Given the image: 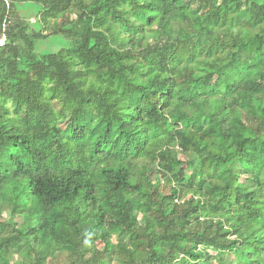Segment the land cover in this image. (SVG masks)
Returning a JSON list of instances; mask_svg holds the SVG:
<instances>
[{
  "label": "trees",
  "instance_id": "1",
  "mask_svg": "<svg viewBox=\"0 0 264 264\" xmlns=\"http://www.w3.org/2000/svg\"><path fill=\"white\" fill-rule=\"evenodd\" d=\"M2 36L0 264H264V0H0Z\"/></svg>",
  "mask_w": 264,
  "mask_h": 264
},
{
  "label": "rangeland",
  "instance_id": "2",
  "mask_svg": "<svg viewBox=\"0 0 264 264\" xmlns=\"http://www.w3.org/2000/svg\"><path fill=\"white\" fill-rule=\"evenodd\" d=\"M41 10V7L39 6H34V5H30L28 6L27 9V14L29 16H31V18H33L34 20H37V13ZM203 14V13H202ZM45 47V46H44ZM52 48V50H57L59 47L58 45L55 46H50ZM200 96L202 97H210L214 94V83H207L203 88H201V90L199 91ZM173 104V103H171ZM174 115L177 116H184L187 117L188 120L185 122L186 124H190L192 127L195 126V119L196 116L198 115L199 111L194 108V107H178L175 108L174 111L172 112ZM192 172L187 168V166H183V169L180 173V175L182 176V178L184 179H188L192 177ZM251 176H242L241 181L243 183H245L247 181V179H249ZM193 178V184L196 187H201L203 186L201 180H199L196 177H192ZM28 211L30 213H32L36 219H40L43 216V209L41 207V205L34 199L30 200L29 204H28ZM9 217V213H5L4 214V218H8ZM259 224H262L261 222H259ZM120 228L119 224H117V222H115V220L113 219H107V229L112 233L115 234L118 229ZM115 240V238H114ZM98 247H102L101 244L97 245ZM208 264H218V262L216 261V256L215 253L213 252H209V257H208ZM224 262L225 264H247V261L244 257H242L239 253L235 252L233 254H229L226 257H224Z\"/></svg>",
  "mask_w": 264,
  "mask_h": 264
},
{
  "label": "built area",
  "instance_id": "3",
  "mask_svg": "<svg viewBox=\"0 0 264 264\" xmlns=\"http://www.w3.org/2000/svg\"><path fill=\"white\" fill-rule=\"evenodd\" d=\"M6 4H7V6H8V3H7V2H6ZM4 43H5V36H2V37L0 38V47L3 46Z\"/></svg>",
  "mask_w": 264,
  "mask_h": 264
}]
</instances>
